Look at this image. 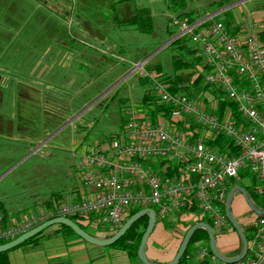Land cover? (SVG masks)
I'll return each instance as SVG.
<instances>
[{"label": "rangeland", "instance_id": "rangeland-1", "mask_svg": "<svg viewBox=\"0 0 264 264\" xmlns=\"http://www.w3.org/2000/svg\"><path fill=\"white\" fill-rule=\"evenodd\" d=\"M70 1L61 7L70 19L61 11L60 26L46 22L39 30L40 37L26 45L29 51L18 50L7 64L13 65L8 73L11 78H0V201L12 208L19 203L32 206L33 200L73 186L77 173L83 170L77 156L88 145L104 143L121 132L128 105L140 111L141 117L145 115L136 103L145 88L151 91L148 80L141 77L147 71L143 64L158 61L163 70H170V47L166 45L174 37L168 35L172 27H166V18L175 14L166 9L163 0H136L152 13L151 33L116 26L111 10L103 7L112 0ZM212 1L187 0V8L209 14ZM226 2L219 10L228 8L226 17L236 33L253 18L264 26V0ZM253 11L258 12L251 14ZM71 34L82 38H71ZM187 44L197 57L198 47ZM210 90H202L193 100L207 110L216 109L225 100L222 118L226 119L229 100L214 87ZM154 121L215 140L201 127L161 112ZM215 142L226 146L224 139ZM238 181L242 186L250 183L248 177Z\"/></svg>", "mask_w": 264, "mask_h": 264}, {"label": "built area", "instance_id": "built-area-1", "mask_svg": "<svg viewBox=\"0 0 264 264\" xmlns=\"http://www.w3.org/2000/svg\"><path fill=\"white\" fill-rule=\"evenodd\" d=\"M217 12L193 21L170 16L169 23L175 30L173 37L185 35L198 47L204 82L215 84L232 103L235 117L228 109L227 118H219L185 94L169 92L152 72L144 71L143 75L173 118L188 117L212 140L221 136L229 143L219 150L190 130L169 129L159 121L150 123L128 105L123 131L104 143L88 145L77 156L78 166L86 172L81 185L90 187V194L74 200L66 197L46 212L0 227V241L54 216L96 214L99 223L118 225L131 205L154 207L160 216L189 199L196 201L211 225H228L222 206L226 192L236 185L231 178L239 171L253 178L254 191L264 201V43L258 36L260 26L253 20L241 32L233 33L214 18ZM160 160L170 168L177 166L178 176H158L151 164ZM254 216L257 227L247 243L250 253L233 264H264V216ZM196 254L203 260L206 247L198 245Z\"/></svg>", "mask_w": 264, "mask_h": 264}, {"label": "crops", "instance_id": "crops-1", "mask_svg": "<svg viewBox=\"0 0 264 264\" xmlns=\"http://www.w3.org/2000/svg\"><path fill=\"white\" fill-rule=\"evenodd\" d=\"M69 1L0 0V78H11L8 73L12 71L10 68L13 69V65L10 66V64L16 53L18 50L27 51L28 46L26 45H31L32 38L40 37L41 32L39 30L46 27V22H54L60 26L61 19H63L60 15L61 11L67 20L70 19L69 12L61 8L71 2ZM101 6L102 4H100ZM103 7L108 8L107 2L103 3ZM254 12L258 11H253L251 14ZM71 38L78 39L82 36L71 34ZM8 63L10 64L7 65ZM85 174L84 170L82 173H77L78 181L66 191H60L58 198H50L49 205L44 203L49 195L43 200H33L32 206L19 203L12 208L7 206L5 201H0L3 203L5 212L3 218L0 214V227L16 224L30 215L46 212L65 202L66 197L74 200L88 196L91 188L81 185L82 177ZM236 193V198L233 197L234 199L232 198L230 204L234 218L241 227L255 226L254 213L247 207L242 196L238 192ZM196 217L192 212L183 211L176 206L172 207L165 215L156 214L153 229L149 233L144 247L145 256L158 264L172 259L182 235L189 228L190 222L198 221ZM80 223L85 231L99 238H104L112 233L106 228L97 229L107 224H101L96 220L91 222L81 220ZM212 229L216 248L223 255H229L240 244L234 229H230L229 225L214 226ZM250 240L247 241L248 245ZM198 245L206 247L202 240L195 241L181 264H201V259L196 254ZM7 257L10 264H142L138 258H129L121 248L86 243L76 234L60 231L58 225L47 226L32 241L9 249ZM204 259L207 260L206 264H222L207 254Z\"/></svg>", "mask_w": 264, "mask_h": 264}, {"label": "trees", "instance_id": "trees-1", "mask_svg": "<svg viewBox=\"0 0 264 264\" xmlns=\"http://www.w3.org/2000/svg\"><path fill=\"white\" fill-rule=\"evenodd\" d=\"M163 1H164L166 9L168 8L171 12H174V14H175L174 16H176V17H181V18L185 17L188 21H193L197 17L204 15V14H201L198 12H196V13L191 12L187 8V0H163ZM211 3H212L213 8L210 10V12L215 11V10H219L220 8H222V6L227 4L226 0H214ZM108 8L111 10L112 19H113L115 25L118 26L119 28H122L124 30L125 29L133 30V31L142 32V33L153 32L154 27H153V23H152V13L150 12V9L147 6H143L140 4L138 5L136 0H112V1H110V3H108ZM227 9L228 8H224L222 10H219V12H217L214 15V18L216 20L220 21L223 25H225L229 29V31L236 33L235 32L236 29L233 27L232 24H230V20H228V18L226 17L227 11H228ZM221 16L224 17L223 20H221V18H222ZM169 19H170V15H168L166 18V27L171 26L169 23ZM174 32H175V30L172 27V29H169L168 35L171 37L174 34ZM258 36L262 40V42L264 43V26L260 27V31H259ZM187 42H191V41L188 39V37H186L185 35H182V36L174 37L166 45L167 47L168 46L170 47L171 62H170L169 72L163 70L161 63L158 61L155 63H149V64L144 63L143 68H145L148 72H152L154 75V78H156V79L160 80L161 82H163L164 84H166V88L169 92L170 91H178V92L185 94L187 97H190L191 99H195V97H193V96H195L196 94L198 95V93H201L202 90H210L211 87L212 88L214 87L216 89V91H218V93L221 95L220 90L215 86V84H210L208 82H204L203 76H204V69L205 68H204V65L202 63V55L199 53H198L197 57H195L194 54L192 55V52L194 51V49H191L190 47H188ZM195 61H196V63H195ZM141 77L144 78L143 79L144 82H146V80H148V77L144 76L143 74ZM190 77H195V78L190 79ZM210 91L213 92L212 90H210ZM138 99L139 100H137L136 103L141 108L140 110L143 111V113L145 114V115H143V113H142V115H143L142 118L144 117L143 119L148 120L150 123H153V124L156 123L154 121V118L158 112H161V114L165 115L166 117L171 116L170 112H169V107L167 105L161 103L158 100V98L153 93H151V91L148 90L147 88H145L142 91V94L140 95V97ZM157 101H159V103ZM224 101L225 100H221V102H219V106H218L219 108L217 107L216 109H213V110L210 109L209 111H211L213 113L215 112L219 116V118H222L223 111H224L223 106L225 103ZM228 102H229V105H231L230 110L232 111V116L235 117L233 105L230 101H228ZM138 112L140 113V111H138ZM179 121L183 122V123L187 122L189 124H193L194 126H197L188 117H185V119H180ZM122 122L124 123V115L122 116ZM123 123H122V127H123ZM172 128L174 129V127H172ZM187 130H189V129H187ZM122 131H123V129H122ZM121 132H119V133L117 132V133L112 134L109 137V139L115 138ZM193 133L196 134L195 132H193ZM214 139L215 140L216 139H224L225 145H227L229 143V141L227 139H225L221 136H216ZM215 140L211 141L209 139H206L205 143L207 145H211L214 147L216 146L219 150H222L223 144L217 145ZM151 166H153L155 168L158 176H160L161 178H173V177L178 176V169H177V166H175L174 164L170 168L169 164H167V163L165 164L163 160H160V161H158L157 164H151ZM244 177H248L250 183L242 186L241 184H239L238 180L242 179ZM231 181H232V184H238V185L244 187V189H246L248 195H250L253 202L256 205L262 206L264 208V201H263L262 197L260 195H257L254 191L255 181L253 180V178L250 177V175L247 172L239 171L236 177L231 178ZM59 192H57V191L51 192L49 194V197L47 199H45V201H44L45 205L46 204L49 205L50 198H52V199L58 198ZM140 208H142V207L139 205H131L126 210V215L124 216L123 220L120 223H118V225H103L102 228H106L108 231L113 233L115 230L118 229V226L126 218L131 216V214H133L135 211L139 210ZM179 208H181L183 211H186V212H188V211L192 212V214L197 216L196 220L202 221V222L204 221V222L208 223L209 225H211V223L205 217V215L204 214L202 215L201 211H199L198 205H197L195 200L189 199L188 202H186L183 206H181ZM222 209H223V206H222ZM153 210L156 212V209L154 207H153ZM0 214H2V216H1L2 218L5 216L3 203H0ZM156 214H157V212H156ZM96 218H97L96 214H89L87 216L70 217V219H72L74 222H76L82 229H84V228L82 227V224L80 223L81 220H86L88 222L89 221L91 222L93 220L95 221ZM255 223H256V219H255ZM145 224H146V216H141V217L137 218L136 220H134L132 222V224L128 227V229L121 236L118 237L117 240H115L112 244H109L108 246L115 247V248H121L126 252V254H127V256H129V258H132V259L137 258L135 251H136V247L139 243L138 240H139V238H140V236H141V234L145 228L144 227ZM191 224H192V222H190L189 225H191ZM227 224L230 226L231 229H233L228 222H227ZM256 224H255V226L242 227L243 233L245 235V238H247V241H249L251 239L252 234L255 232L256 227H257ZM211 227H214V226L211 225ZM58 229L62 232L73 233L72 230H70L67 226L62 225V224L58 225ZM41 232L42 231L32 235V237L20 242L18 245L32 241V239L39 236V234ZM197 240H202L203 242H205L206 254L210 257H213L212 254L209 252V249H208V239L206 238L205 230L199 228V229L194 230L192 232V234L190 235L189 242L187 243L185 249L183 250L182 256L180 257L177 264L182 263V260L184 259V257L186 255V253L188 252L190 246ZM4 241H7V240H4ZM4 241H0V243H4ZM17 246H15V247H17ZM239 249H240V244L237 248H235L232 252H230L229 255H225V256L231 257L233 255H236L239 253ZM8 250L9 249L4 250L3 252H0V264H10L8 257H7ZM246 252L247 253L245 254V257H247V255L250 253L248 251V249ZM218 262H220V261H218ZM204 263L205 264L207 263L206 259L201 260V264H204ZM220 263H222V262H220ZM222 264H224V263H222Z\"/></svg>", "mask_w": 264, "mask_h": 264}, {"label": "water", "instance_id": "water-1", "mask_svg": "<svg viewBox=\"0 0 264 264\" xmlns=\"http://www.w3.org/2000/svg\"><path fill=\"white\" fill-rule=\"evenodd\" d=\"M235 192H238L244 202L247 204V207L256 215V216H264V209L257 207V205L253 202L250 195H248L246 189L244 187L236 184L230 187V189L225 194V199L223 203V210L224 215L226 217L227 222L231 225V227L234 229L237 237L240 241V249L239 253L236 255H233L231 257L225 256L222 253L219 252L216 248L215 239H214V233L211 225H209L206 222L197 221L189 225V228L184 232V234L181 237V241L179 242L176 251L174 252V256L172 259H170L168 262L162 263V264H177L180 257L182 256V252L185 249L187 243L189 242V237L192 234V232L196 229H204L206 233V238L208 239V249L209 252L212 254V256L224 263V264H233V262L243 258L245 254L247 253V238H245V235L243 233V229L240 224H238L237 220L234 218L231 210H230V204L231 200L233 198V194ZM141 216H146V224L145 228L138 240V245L136 247L135 254L139 261L142 264H158L152 260H150L147 256H145L144 253V247L147 243V237L149 233L153 229V225L156 218V212L149 207L145 206L143 208H140L139 210L135 211L131 216L126 218L119 226L118 229L115 230L113 233H111L108 236H105L104 238H99L97 236H94L84 229H82L76 222H74L72 219L66 216H54L51 218H47L45 221L38 223L35 226H32V228L18 234V236L4 241V243H0V252H3L4 250L11 249L15 246H17L20 242L32 237V235L43 231L47 226L50 225H65L67 226L74 234L79 236L83 241L86 243H91L98 246H104L112 244L115 240L118 239L119 236H121L128 227L132 224L134 220Z\"/></svg>", "mask_w": 264, "mask_h": 264}]
</instances>
